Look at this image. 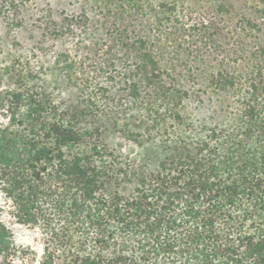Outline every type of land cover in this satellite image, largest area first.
<instances>
[{"label": "trees", "instance_id": "trees-1", "mask_svg": "<svg viewBox=\"0 0 264 264\" xmlns=\"http://www.w3.org/2000/svg\"><path fill=\"white\" fill-rule=\"evenodd\" d=\"M97 1L143 22L128 55L146 74L125 83L143 116L100 111L89 81L69 79L78 106L0 93V192L42 230L40 264H264V0ZM13 240L0 219V264H33Z\"/></svg>", "mask_w": 264, "mask_h": 264}, {"label": "rangeland", "instance_id": "rangeland-1", "mask_svg": "<svg viewBox=\"0 0 264 264\" xmlns=\"http://www.w3.org/2000/svg\"><path fill=\"white\" fill-rule=\"evenodd\" d=\"M14 1L19 4L11 8ZM99 5L97 0H0V93L37 92L58 103L73 98L78 106L83 94L69 79L89 81L92 89H105L103 97L110 100L97 91L100 111H112L120 123L143 116L136 111L125 84L131 75L139 79L146 74L143 67L142 73H132L137 60L128 55L133 33L143 22L121 21L102 13ZM119 34L128 40L121 41ZM69 59L73 67H68ZM189 110L195 120L206 121L211 116L208 111H196L195 104ZM107 143L125 156H145L142 149L114 130H110ZM11 210L12 204L0 192V219L11 227L15 245L33 252L26 258L28 263L40 264L42 230L17 224ZM14 264L25 263L18 259Z\"/></svg>", "mask_w": 264, "mask_h": 264}]
</instances>
